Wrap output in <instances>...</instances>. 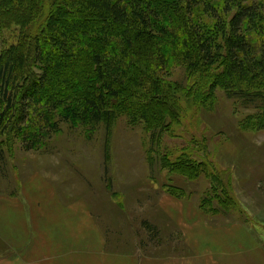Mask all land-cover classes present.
Returning <instances> with one entry per match:
<instances>
[{
    "label": "rangeland",
    "instance_id": "374dc122",
    "mask_svg": "<svg viewBox=\"0 0 264 264\" xmlns=\"http://www.w3.org/2000/svg\"><path fill=\"white\" fill-rule=\"evenodd\" d=\"M204 1L218 11L226 31L239 6L254 5V25L245 23L242 32L256 54L264 48V0ZM197 9L203 12L200 21L211 25L216 17L206 13L205 4ZM37 28L34 22L0 30V55L15 48L31 58L28 71L37 73L31 56ZM221 50L214 63L217 72L224 66ZM170 70L166 78L187 91L202 72L196 68L189 77L183 65ZM248 79L233 90L217 85L206 93L204 104L177 94L178 120L170 124L167 119L169 127L146 123L140 114L115 115L90 131L58 120L56 131L37 150L1 133L0 200L32 185L36 194L45 195V187L52 186L64 203L79 201L88 208L105 236L107 258L116 254L138 264L145 258L151 259L148 264H218L212 251L225 234L232 237L234 249L238 246L236 251L246 250L249 256L254 249L245 248L255 247L253 237L264 247V74ZM181 153L200 165L197 177L170 173L162 166L165 155L175 159ZM223 187H228L231 201ZM230 223L247 230L214 229ZM247 233L250 241L244 238ZM17 247L0 237V262L22 258L24 252ZM31 253L28 262H35Z\"/></svg>",
    "mask_w": 264,
    "mask_h": 264
},
{
    "label": "trees",
    "instance_id": "16d2710c",
    "mask_svg": "<svg viewBox=\"0 0 264 264\" xmlns=\"http://www.w3.org/2000/svg\"><path fill=\"white\" fill-rule=\"evenodd\" d=\"M202 3L216 17L211 25L199 19ZM212 7L204 0H0V30L38 23L31 54L37 73L15 48L0 55V134L37 150L58 120L90 131L115 115L140 114L169 127L178 120L177 94L204 104L217 85L233 90L263 75L264 48L256 54L242 32L245 23L254 25L256 7L239 6L227 31ZM179 65L189 77L202 71L188 91L166 78ZM161 163L190 179L202 169L185 153ZM222 191L231 201L228 187Z\"/></svg>",
    "mask_w": 264,
    "mask_h": 264
},
{
    "label": "crops",
    "instance_id": "0c3cea01",
    "mask_svg": "<svg viewBox=\"0 0 264 264\" xmlns=\"http://www.w3.org/2000/svg\"><path fill=\"white\" fill-rule=\"evenodd\" d=\"M43 183L40 182V185ZM35 189L32 185L30 190L21 188L17 194L1 197L0 237L11 247L18 246V251L22 250L24 255L22 258L11 257L0 264H107L106 259L112 260L111 264H138L136 260L124 259L116 254L103 257L107 255L104 251L105 236L83 203H64L52 186L45 187V195L41 192L36 194ZM236 227L245 228L241 223L214 225V229L225 231ZM244 238L250 241L251 236ZM253 240L255 247L245 248L254 249L249 256L246 250L241 254L240 250L236 251L237 245L233 248V239L228 234L224 235L222 243L214 246L213 251L208 246L206 250H211L218 258V264H264V247L262 244L259 246L254 237ZM30 252L36 263L31 259L28 262ZM148 260L151 259L145 258L143 264L151 263Z\"/></svg>",
    "mask_w": 264,
    "mask_h": 264
}]
</instances>
